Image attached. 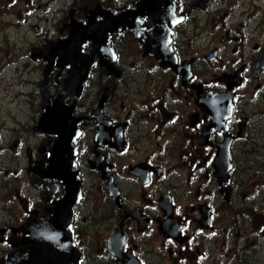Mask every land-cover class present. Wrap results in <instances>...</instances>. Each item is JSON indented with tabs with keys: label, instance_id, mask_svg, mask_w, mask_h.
Instances as JSON below:
<instances>
[{
	"label": "flooded vegetation",
	"instance_id": "flooded-vegetation-1",
	"mask_svg": "<svg viewBox=\"0 0 264 264\" xmlns=\"http://www.w3.org/2000/svg\"><path fill=\"white\" fill-rule=\"evenodd\" d=\"M54 1L27 0L37 150L21 155L0 214V264L27 260V228L55 206L77 264H264V42L228 23L236 2L211 15L218 0H147L137 13L143 0H80L50 25ZM250 2L262 30L264 6ZM72 22L104 35L65 54ZM210 22L223 32L209 50L197 32ZM57 162L79 183L69 211Z\"/></svg>",
	"mask_w": 264,
	"mask_h": 264
},
{
	"label": "rangeland",
	"instance_id": "rangeland-1",
	"mask_svg": "<svg viewBox=\"0 0 264 264\" xmlns=\"http://www.w3.org/2000/svg\"><path fill=\"white\" fill-rule=\"evenodd\" d=\"M15 1H17L16 5H14ZM79 1L55 0L50 3L49 24L60 19L59 12H66L68 6L77 4ZM232 1L236 2V6L228 23L245 21L248 29L246 44L249 45L253 40L263 43L264 29H256V23L247 18L254 10L250 0H218L217 9L211 11V15L216 11H225ZM257 1V5L264 6V0ZM26 11L27 0H0V214L5 212L4 204L8 206L10 204L8 192L10 185L17 183L18 177L22 178V175H19V167L22 169L27 166V163L21 159V155L31 147L35 149V145H30L32 142L29 140V128L30 119L32 123L37 120V115L34 120L32 118L36 114L39 102L34 99L31 106L29 95L39 91L37 86L39 74L37 68L28 67L27 61L30 46L35 43L31 26L35 25L36 21H28L25 18ZM222 32L220 25L210 22L209 27L197 32L199 35L197 45L201 43L205 48L213 40L209 50L215 48V41ZM31 71L36 73V79L31 78L29 73ZM15 142H19L20 147L12 149ZM36 150L30 152H36ZM14 173L17 175L16 179H14ZM0 218L2 220L1 216Z\"/></svg>",
	"mask_w": 264,
	"mask_h": 264
},
{
	"label": "water",
	"instance_id": "water-1",
	"mask_svg": "<svg viewBox=\"0 0 264 264\" xmlns=\"http://www.w3.org/2000/svg\"><path fill=\"white\" fill-rule=\"evenodd\" d=\"M144 3L148 4V1L143 0L135 13L142 11ZM149 12L150 14H153V9H149ZM70 26V37L68 40L62 42L64 49L71 48L70 50L72 51L65 53L70 56L77 53L81 44L85 41H92L94 45L96 41H99L100 36L104 35L103 30H95L91 28L90 24L83 29L75 23H71ZM73 59L74 58H72L71 61H73ZM74 61L77 60L74 59ZM101 106L102 101L97 107L99 114ZM57 150L59 153L61 152V143ZM54 167L57 170L61 167H64V170H67L63 177V180L65 179L64 184L66 186V196L60 203L61 205H64L66 211H69L72 204L76 202V198H80L79 183L73 180V177L68 174V164L57 162L54 163ZM57 178L59 177L57 176ZM51 214L52 217L46 224H39L37 227L31 225L27 228L25 243L28 248V258L25 261H21V264H77L78 255L70 247V236L66 229V227L69 226L70 221L69 213L67 216L63 217L61 206H55L54 209L51 210ZM14 260L15 259H12L7 264H16L17 261Z\"/></svg>",
	"mask_w": 264,
	"mask_h": 264
},
{
	"label": "bare ground",
	"instance_id": "bare-ground-1",
	"mask_svg": "<svg viewBox=\"0 0 264 264\" xmlns=\"http://www.w3.org/2000/svg\"><path fill=\"white\" fill-rule=\"evenodd\" d=\"M66 50L68 49V48H65Z\"/></svg>",
	"mask_w": 264,
	"mask_h": 264
}]
</instances>
